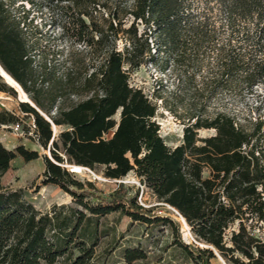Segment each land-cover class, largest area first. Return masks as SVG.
<instances>
[{"label":"trees","instance_id":"16d2710c","mask_svg":"<svg viewBox=\"0 0 264 264\" xmlns=\"http://www.w3.org/2000/svg\"><path fill=\"white\" fill-rule=\"evenodd\" d=\"M62 1L70 20L62 32L74 40L68 52L46 38L18 0H0V68L35 105L21 101L19 108L34 119L31 136L52 153L44 156V183L61 188L77 206L55 204L44 212L24 188L4 185L14 160L31 162L40 153L0 142V264H100V219L116 211L170 225L179 247L197 264H212L216 252L227 264H264V119L242 123L226 111L206 116L196 99L206 88L196 85L183 140L170 146L153 120L157 104L130 84V71L152 61L154 48L155 63L164 55L162 70L173 68L179 83L197 81L206 68L202 81L222 92L264 86V0ZM119 42L125 43L122 50ZM0 92L17 95L1 69ZM120 109L117 123L112 117ZM19 121L16 112H0V127ZM53 125L66 128L56 136ZM112 129L114 135L105 137ZM202 129L216 133L202 137ZM66 165L104 167L105 176L116 180L135 171L206 246L184 243L180 224L152 215L138 202L139 190L129 196L121 185L105 198ZM148 257L142 246L121 251L123 264Z\"/></svg>","mask_w":264,"mask_h":264},{"label":"rangeland","instance_id":"374dc122","mask_svg":"<svg viewBox=\"0 0 264 264\" xmlns=\"http://www.w3.org/2000/svg\"><path fill=\"white\" fill-rule=\"evenodd\" d=\"M65 3L62 0H18L17 6L23 4L26 9L30 10V19H33V24L47 33L45 36L52 44L59 45L68 52L74 40L62 32L63 24L70 21L62 8ZM144 28V25L141 24L139 26L140 32L144 31ZM124 44V42H119L121 50L124 48ZM84 47L79 46L80 49ZM154 52L155 49L153 48L154 57L152 61L130 71V84L135 88H142L151 101L157 104L158 111L153 120L160 125V134L168 145L177 146L183 140L185 123L188 121L189 113H191L189 103L194 97L193 91L196 85L200 88H206L196 97L199 106L197 110L203 112L204 115L213 117L220 111H226L237 116L242 123H248L249 120H255L259 117L264 119L263 85L256 87L253 92L248 90L222 92L218 88L215 89L214 84L206 87L205 82L208 81H202L203 75H208L206 68H203L202 72L198 74L197 81L179 83L172 76L173 68L168 73H164L162 70L165 63L164 55L157 56L158 62L155 63ZM89 58L90 56H88V60ZM20 102L19 92L16 96L0 93V112H16L27 127L33 123L34 119L31 116H25L20 111ZM117 112L112 118L119 123L122 109ZM65 128V126H53L55 135H59L60 131ZM114 129L105 137L111 138L115 133ZM199 133L200 136L206 137L214 135L216 131L214 129H202ZM7 137H12L14 144L16 142L24 143L27 148L39 151L40 158L31 162H26L20 157L14 160L12 168L3 178L4 185L13 189L24 188L27 197L36 208L44 212L51 210L55 204L77 206L72 196L63 192L61 188L44 183L46 168L44 156L53 157L49 149H45L30 134H20L11 125H3L0 127V139L8 144ZM13 143L9 145L11 146ZM66 166L69 170H73L74 165ZM83 168L85 169L82 172L73 173L77 179L86 184L87 188H89L88 183L92 182L97 193L105 198L115 194L121 185H124L129 196L135 195L136 191L139 190L138 201L147 205V209H152V215L162 211L163 215L171 217L180 224V236L184 243L199 247L206 246L196 239L191 228L184 225L181 215L162 205L154 193L142 185L135 171H131L126 177L116 180L105 176L104 167L97 171L87 167ZM90 201L98 203L93 198H90ZM100 223L103 231V236L97 247L100 264L105 262L107 264H123L121 251L127 246H142L148 251L149 257L146 261H138L134 264H197L190 254L179 247L178 242H176L177 236L173 234L170 225L157 226L155 223L147 224L135 221L120 211L102 217ZM216 254L217 256L212 259V264H227L218 252Z\"/></svg>","mask_w":264,"mask_h":264},{"label":"bare ground","instance_id":"6f19581e","mask_svg":"<svg viewBox=\"0 0 264 264\" xmlns=\"http://www.w3.org/2000/svg\"><path fill=\"white\" fill-rule=\"evenodd\" d=\"M4 76H5V80L7 81V83L14 86L18 90V92L20 93V96H21V101H30L27 93L22 89V87L9 74L4 73ZM53 126L55 127V125H53ZM83 169H85V168H83L81 166H74L72 172H82ZM182 220H183L184 225L189 228L184 217H182Z\"/></svg>","mask_w":264,"mask_h":264},{"label":"built area","instance_id":"2783aa9c","mask_svg":"<svg viewBox=\"0 0 264 264\" xmlns=\"http://www.w3.org/2000/svg\"><path fill=\"white\" fill-rule=\"evenodd\" d=\"M29 126H31L32 131L30 132V135L33 134V130L35 129V124L34 121L32 124H29ZM11 127L17 132V133H25V130L23 129V123L22 121L17 122L16 124L11 125ZM144 187H146L144 184H142ZM139 202V201H138ZM140 203V202H139ZM140 205L144 206L145 208L147 207V205H145L143 202L140 203ZM162 205H164L165 207H169L171 210L175 211L176 213H178L180 215V213L173 208L172 206L166 204V203H162ZM160 215H163L164 213L162 211L159 212Z\"/></svg>","mask_w":264,"mask_h":264},{"label":"crops","instance_id":"0c3cea01","mask_svg":"<svg viewBox=\"0 0 264 264\" xmlns=\"http://www.w3.org/2000/svg\"><path fill=\"white\" fill-rule=\"evenodd\" d=\"M0 93H4V92H0ZM13 112V111H12ZM7 141L9 142L8 144L5 143V141H3L2 139H0V142H2L7 148L9 149H14L16 146L20 145V142H16L15 144L13 143L14 142V139L12 137H7L6 138ZM10 143H13V145H9ZM24 144V143H22Z\"/></svg>","mask_w":264,"mask_h":264},{"label":"water","instance_id":"95a60500","mask_svg":"<svg viewBox=\"0 0 264 264\" xmlns=\"http://www.w3.org/2000/svg\"><path fill=\"white\" fill-rule=\"evenodd\" d=\"M1 69V75H2V77L5 79V76H4V73H7L3 68H0ZM8 74V73H7ZM7 82V81H6ZM18 83V82H17ZM19 84V83H18ZM20 85V84H19ZM10 86H12V85H10ZM17 92H18V90L14 87V86H12ZM25 102H29V103H31L33 106H35L31 101H25ZM40 113L42 114V115H44L41 111H40ZM122 115V114H121ZM48 119V118H47ZM49 120V119H48ZM50 121V120H49ZM118 126H119V124H118ZM118 126H117V128H116V131H117V129H118ZM115 131V132H116ZM68 167V166H67ZM71 171V170H70ZM72 172V171H71Z\"/></svg>","mask_w":264,"mask_h":264}]
</instances>
